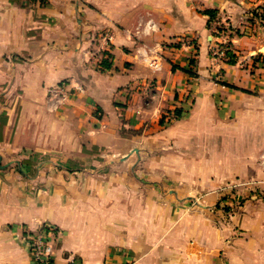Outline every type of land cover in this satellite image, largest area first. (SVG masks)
Here are the masks:
<instances>
[{"label":"crops","instance_id":"0c3cea01","mask_svg":"<svg viewBox=\"0 0 264 264\" xmlns=\"http://www.w3.org/2000/svg\"><path fill=\"white\" fill-rule=\"evenodd\" d=\"M43 225L55 264H264V0H0V264Z\"/></svg>","mask_w":264,"mask_h":264},{"label":"built area","instance_id":"2783aa9c","mask_svg":"<svg viewBox=\"0 0 264 264\" xmlns=\"http://www.w3.org/2000/svg\"><path fill=\"white\" fill-rule=\"evenodd\" d=\"M250 16L256 18L255 12L252 11ZM212 22L211 30L213 34L220 37V40L211 47L210 59L213 66L221 69V66L229 63L231 59L229 55L231 51L230 39L226 36L228 25L221 23L217 16ZM146 61L153 71L162 69L163 59L161 57L147 58ZM84 91L85 87L82 83H74L73 81L62 82L59 85L50 87L48 90L47 108L50 111L57 112L71 100L73 95ZM52 228L49 225H43L32 231L25 238L26 246L35 264H55L50 242V231H52Z\"/></svg>","mask_w":264,"mask_h":264},{"label":"rangeland","instance_id":"374dc122","mask_svg":"<svg viewBox=\"0 0 264 264\" xmlns=\"http://www.w3.org/2000/svg\"><path fill=\"white\" fill-rule=\"evenodd\" d=\"M123 171H126V167L124 168ZM116 172H121V170H109L108 171V173L110 175H112V176ZM225 183H226V185L224 186L225 188L221 192L222 199L219 201L218 205H222L223 206V210H226V211L230 210V212H231L233 207L229 206L228 204L233 203L235 200H237V198L241 199V196H242L243 192H242V189L241 190L238 189L239 187H235V186H232V185L227 186V182H225ZM251 193L254 194L253 192H251ZM259 193H260V191H259ZM187 195L192 196L189 193ZM189 200H190L191 204H193L194 203V196H192L191 199H189ZM218 208H220V207H218ZM220 209H222V208H220Z\"/></svg>","mask_w":264,"mask_h":264},{"label":"trees","instance_id":"16d2710c","mask_svg":"<svg viewBox=\"0 0 264 264\" xmlns=\"http://www.w3.org/2000/svg\"><path fill=\"white\" fill-rule=\"evenodd\" d=\"M205 13H206L207 15H209L210 20H213V19L217 16L216 11L206 10ZM255 14H256V17L259 16V14L256 13V11H255ZM229 55H230V57H231L229 63H230V64H234V63H236V56H235L231 51L229 52ZM181 115H182V111H181L180 109H176V110L172 113L171 116H172V119H178V118L181 117Z\"/></svg>","mask_w":264,"mask_h":264}]
</instances>
